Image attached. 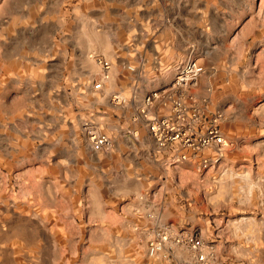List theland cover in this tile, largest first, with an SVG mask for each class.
<instances>
[{"label":"rangeland","instance_id":"374dc122","mask_svg":"<svg viewBox=\"0 0 264 264\" xmlns=\"http://www.w3.org/2000/svg\"><path fill=\"white\" fill-rule=\"evenodd\" d=\"M252 1L0 0V264H199L176 242L187 235L208 264H264V0ZM188 60L205 71L181 95L204 123L221 115L226 144L181 159L145 115L168 114ZM100 132L113 146L95 152Z\"/></svg>","mask_w":264,"mask_h":264},{"label":"built area","instance_id":"2783aa9c","mask_svg":"<svg viewBox=\"0 0 264 264\" xmlns=\"http://www.w3.org/2000/svg\"><path fill=\"white\" fill-rule=\"evenodd\" d=\"M99 62L107 70L111 67L108 60L99 59ZM204 66L196 60H188L181 65L177 73L173 87L180 90V95L171 98L170 112L165 116H148V132L158 147H173L179 153V158L186 159L189 153L197 154L205 148L211 146H225L226 140L219 126L220 114H215L209 122L204 123L202 110L182 96V91L190 86L196 85L200 76L204 73ZM106 77H108L106 75ZM102 82L94 84V88L99 89ZM152 93L145 98V104L151 105L156 98ZM145 113V109H142ZM113 146L112 137L106 133H96L90 137V147L93 151L110 150ZM168 240L166 234L159 239L150 242V253L155 254L163 247V243ZM177 243L189 245L196 251V261L199 264H208L206 253L202 248L204 242L194 235H187L176 239ZM111 264H122L113 260Z\"/></svg>","mask_w":264,"mask_h":264},{"label":"bare ground","instance_id":"6f19581e","mask_svg":"<svg viewBox=\"0 0 264 264\" xmlns=\"http://www.w3.org/2000/svg\"><path fill=\"white\" fill-rule=\"evenodd\" d=\"M256 1H257V0H253V1H252V3H254L253 6L256 5ZM260 7H261V6H260ZM260 7H259V8H260ZM114 65H115V64H114ZM113 69H114V67H113ZM113 69H112V71H110V73H111V77H110V75H109V79H108L109 81L107 82V83H108L107 85L109 86V87H107V89H106V92H107V93H109V90H110V89L113 87V85L115 84V76H114V74H115V73H114L115 69H114V70H113ZM106 75H107V74H106ZM254 108H255V107H254ZM99 152H102V151H99Z\"/></svg>","mask_w":264,"mask_h":264},{"label":"crops","instance_id":"0c3cea01","mask_svg":"<svg viewBox=\"0 0 264 264\" xmlns=\"http://www.w3.org/2000/svg\"><path fill=\"white\" fill-rule=\"evenodd\" d=\"M99 56H100V55H97V57H99ZM100 57H102V56H100ZM104 59H105V58H104ZM109 61H110V60H109ZM110 63H111V66H112V62H111V61H110ZM113 64H114V63H113ZM128 66H132V67H134L135 70H137V67H138V66H135V65H133V64H130L129 62H128V64L126 65V68H129ZM135 83H136V80H135V82H134V85H136ZM134 85H133V86H134ZM144 97H145V96H144ZM144 97H143V100H142L143 102H144ZM140 105H141V104H140ZM140 105H139V106H140ZM169 112H170V110H168V113H169ZM148 228H150V227H148Z\"/></svg>","mask_w":264,"mask_h":264}]
</instances>
